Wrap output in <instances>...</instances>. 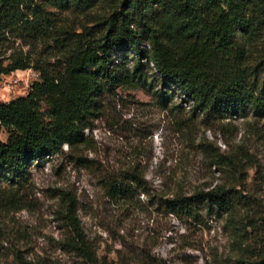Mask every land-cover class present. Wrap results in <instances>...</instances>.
I'll list each match as a JSON object with an SVG mask.
<instances>
[{
  "label": "rangeland",
  "instance_id": "1",
  "mask_svg": "<svg viewBox=\"0 0 264 264\" xmlns=\"http://www.w3.org/2000/svg\"><path fill=\"white\" fill-rule=\"evenodd\" d=\"M35 1L57 24L76 32L93 27L97 37L121 2L97 0L81 9L74 2ZM260 6L264 13V0H257L247 15L259 19ZM19 32L6 30L0 40L5 62L11 54L49 65L60 58L48 37ZM236 46L250 82L261 88L264 20L239 33ZM135 59L126 56L125 62L132 66ZM149 66L146 84L132 81L103 96L84 143L30 163L18 190L0 182V264H264V113L248 107L209 124L175 91L163 109L153 95L163 79ZM36 79L33 69L1 75L0 102L26 95ZM126 171L141 173L150 195L138 190L130 200L112 196L107 181ZM217 185L230 191L243 221L240 236L223 213L200 208L195 216L174 215L159 200ZM68 197L94 263L70 248Z\"/></svg>",
  "mask_w": 264,
  "mask_h": 264
},
{
  "label": "trees",
  "instance_id": "2",
  "mask_svg": "<svg viewBox=\"0 0 264 264\" xmlns=\"http://www.w3.org/2000/svg\"><path fill=\"white\" fill-rule=\"evenodd\" d=\"M43 1L74 2L81 9L97 2ZM256 1L121 0L109 14L105 32L97 37L93 27L76 32L57 24L35 0H0V40L6 30L21 31L35 40L46 36L60 54L52 65L16 54L7 62L0 58V76L16 70L38 72L26 95L0 102V182L7 181L12 190H18L30 163L61 152L64 145L72 149L84 143V130L100 115L103 96L132 81L146 84L149 63L163 79V86L153 90L155 103L163 109L175 91L183 103L191 104V112L201 114L209 124L248 107L264 113V82L261 88L250 82L236 46L239 33L264 20L261 6L256 14L259 19L247 15L249 5ZM130 55L136 56L132 66L125 62ZM168 85L175 89L169 90ZM107 186L112 196L122 200L132 199L138 190L150 195L143 175L136 171L122 173L107 181ZM229 192L217 185L188 195L160 196L159 200L174 215L195 216L200 208L223 213L240 236L243 221L236 218ZM65 211L70 248L94 263L95 252L69 197Z\"/></svg>",
  "mask_w": 264,
  "mask_h": 264
}]
</instances>
